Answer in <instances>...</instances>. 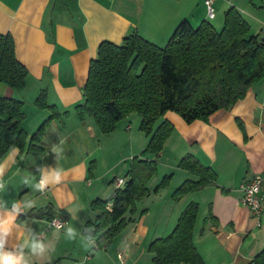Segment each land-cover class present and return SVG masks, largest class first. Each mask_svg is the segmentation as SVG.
Instances as JSON below:
<instances>
[{
  "label": "crops",
  "instance_id": "crops-1",
  "mask_svg": "<svg viewBox=\"0 0 264 264\" xmlns=\"http://www.w3.org/2000/svg\"><path fill=\"white\" fill-rule=\"evenodd\" d=\"M214 7L216 17L209 19L205 0H0V33L12 35L17 59L29 72L23 91L1 85L0 94L24 102L23 127L29 138L53 114L59 115L45 130L41 149L20 150L15 162L8 164L0 191L9 209L13 201H21V208L25 199L36 201L16 222L26 221V228L41 241L50 242L52 250L44 257L29 256L30 264H153L150 244L168 237L191 203L199 205L194 243L206 264H253L264 249V213L257 227L242 203L241 191L242 184L264 174V78L230 110H220L208 121L188 124L174 112L161 118L156 127L168 121L173 131L160 155L147 159L171 173L169 185L157 193L159 183L154 190L149 188L150 204L145 205L149 207H143L138 220L132 217L133 223L107 246L92 252L85 251L81 243V237H87L83 232L86 223L98 215L92 203L114 195L116 181H127L134 160L143 159L148 146L140 116H129L113 132L102 133L92 117L82 121L77 114L76 107L85 100L90 63L98 57L101 43L120 45L138 32L165 47L183 21L194 28L210 22L218 31L223 29L225 14L232 7L246 19L251 34L261 37L264 0H218ZM42 93L49 105L45 108L36 105ZM55 145L60 148L58 158L52 152ZM187 154L212 168L217 181L175 200L178 187L187 180H198L179 168ZM57 168L61 169L60 183H51L43 194L36 191L34 185L42 173ZM159 173L148 187L161 178ZM25 178L31 184H25ZM44 209L66 222L57 236L47 216L29 215ZM152 214L155 221L150 226ZM68 225L76 230L75 239L67 237ZM15 242L14 233L9 247Z\"/></svg>",
  "mask_w": 264,
  "mask_h": 264
},
{
  "label": "trees",
  "instance_id": "trees-1",
  "mask_svg": "<svg viewBox=\"0 0 264 264\" xmlns=\"http://www.w3.org/2000/svg\"><path fill=\"white\" fill-rule=\"evenodd\" d=\"M28 74L17 59L12 35L0 33V86L21 92ZM263 78L264 40L251 34L250 25L234 7L226 12L222 30L210 22L194 28L183 21L165 47L138 32L125 37L120 45L101 43L98 57L90 63L85 100L76 107L78 116L82 121L92 117L102 133H111L120 121L138 113L140 129L150 140L143 159L134 160L125 186L111 198L92 203L98 215L83 230L86 236L96 238L92 252L110 244L128 226L127 212H135L136 203L150 195L148 183L158 173V163L147 158L160 155L173 131L170 122L156 127L157 122L168 112L178 114L188 124L208 121L214 113L230 110L243 100ZM36 105L49 106L45 93L37 98ZM57 116L53 114L29 138L23 127L24 102L0 94V160L13 145L21 151L41 149L45 130ZM238 123L243 129V123ZM179 168L196 175L198 180L185 181L174 192L175 200L217 181L214 170L191 154L182 158ZM170 180L171 175L166 176L154 192L166 188ZM198 214L199 205L189 204L174 231L150 244L153 264H206L194 243ZM29 215L54 218L50 209L31 211ZM90 228L94 230L89 232ZM253 263L264 264V249Z\"/></svg>",
  "mask_w": 264,
  "mask_h": 264
},
{
  "label": "clouds",
  "instance_id": "clouds-1",
  "mask_svg": "<svg viewBox=\"0 0 264 264\" xmlns=\"http://www.w3.org/2000/svg\"><path fill=\"white\" fill-rule=\"evenodd\" d=\"M52 152L56 154L57 158L60 155V148L58 145L53 146ZM20 149L13 145L6 154L5 162L0 163V191L4 189L3 176L7 170L8 164L15 162V157L19 155ZM40 171V169H38ZM61 169L49 170L47 173H42L38 183H35L34 189L41 194L45 193L51 183H60ZM25 184H31L28 178L24 180ZM24 207L21 208L19 204L21 201H13L9 209L5 202L0 199V264H30L29 256L44 257L47 252L52 250L51 243H45L38 239L32 233L31 229L26 228V221L17 223V217L21 212L27 214L29 210L35 207L36 201L25 199L22 201ZM33 222L36 221L33 219ZM55 231L54 236H57L61 225L54 222ZM94 229H88L89 232ZM15 233L16 242L9 247V238ZM43 233H41L42 235ZM66 235L69 239H75L77 236L76 230L71 226H66ZM81 243L85 251H91L95 248L96 238L90 236L81 237Z\"/></svg>",
  "mask_w": 264,
  "mask_h": 264
},
{
  "label": "built area",
  "instance_id": "built-area-1",
  "mask_svg": "<svg viewBox=\"0 0 264 264\" xmlns=\"http://www.w3.org/2000/svg\"><path fill=\"white\" fill-rule=\"evenodd\" d=\"M218 0H205V5L208 9L209 19H215V2ZM225 1V0H223ZM117 188H123L126 184L125 179H118L116 181ZM264 187V174L256 176L253 180L246 182L241 185L242 203L247 206L251 212L252 217L256 220L257 227H261L262 216L264 213V197L262 195V190ZM54 222H57L61 225H66L65 220L53 218L49 221L51 227H54ZM64 228H61L63 230Z\"/></svg>",
  "mask_w": 264,
  "mask_h": 264
},
{
  "label": "rangeland",
  "instance_id": "rangeland-1",
  "mask_svg": "<svg viewBox=\"0 0 264 264\" xmlns=\"http://www.w3.org/2000/svg\"><path fill=\"white\" fill-rule=\"evenodd\" d=\"M222 28V27H221ZM221 28H219V30H222ZM130 117H132V116H135V117H139V114L138 113H132V114H130L129 115ZM128 116V117H129ZM126 119V118H125ZM160 122H161V119H160ZM159 122V123H160ZM145 134V133H144ZM146 135V134H145ZM146 137H148L147 135H146ZM149 140H150V137H148V143L147 144H149ZM158 168H159V165H158ZM159 170V177L161 176V178H157L156 180H153L152 182H151V184H150V187L149 188H153V190H154V188H155V186L157 185V183H161L162 181H163V179L166 177V176H168V174H171V173H166L167 171H165L164 170V168H159L158 169ZM165 174H167V175H165ZM156 176H157V174H156ZM179 188V187H178ZM152 190V191H153ZM153 194H155L154 192H153ZM153 196V195H152ZM147 198V199H146ZM145 198V200H144V202H138V203H136V211L135 212H132L131 211V209L127 212V214H126V218L128 219V225H130V224H132L133 222L131 221V219H132V217H133V219H136V220H138L139 219V217L141 216V213H142V210L144 209L143 207H145V205H149L150 204V202H148L149 200V197H146ZM147 207H149V206H147ZM147 207H145V208H147ZM155 210V209H154ZM154 221H155V218H154V216H153V214L151 215V217L149 218V223H152L150 226H152L153 225V223H154ZM118 236V235H117ZM116 238V237H115ZM114 238V239H115ZM113 239V240H114Z\"/></svg>",
  "mask_w": 264,
  "mask_h": 264
},
{
  "label": "water",
  "instance_id": "water-1",
  "mask_svg": "<svg viewBox=\"0 0 264 264\" xmlns=\"http://www.w3.org/2000/svg\"><path fill=\"white\" fill-rule=\"evenodd\" d=\"M260 39H261V40H264V31H263V33H262ZM253 264H254V263H253Z\"/></svg>",
  "mask_w": 264,
  "mask_h": 264
}]
</instances>
